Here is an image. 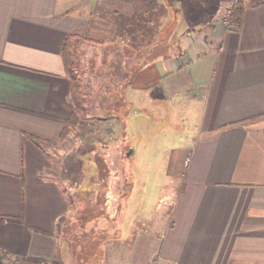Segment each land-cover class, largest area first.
<instances>
[{"label": "crops", "instance_id": "obj_1", "mask_svg": "<svg viewBox=\"0 0 264 264\" xmlns=\"http://www.w3.org/2000/svg\"><path fill=\"white\" fill-rule=\"evenodd\" d=\"M155 1L168 4L159 26L172 29L158 44L157 33L139 32L157 28L140 18L148 5L134 19L130 0H0V253L20 258L15 264L25 256L55 264H264V0H242L240 24L223 18L229 0ZM73 31L105 38L115 59L147 62L125 78L112 68L107 80L92 60L94 88H155L185 115L198 108L180 145L187 169L166 224L135 227L125 238L122 200L115 221L87 214L102 207L107 191L109 154L101 145L82 153L84 219L54 177L44 180L50 145L30 136L56 141L73 107L60 54ZM125 40L135 50L124 55ZM109 115L101 143L119 123Z\"/></svg>", "mask_w": 264, "mask_h": 264}, {"label": "rangeland", "instance_id": "obj_2", "mask_svg": "<svg viewBox=\"0 0 264 264\" xmlns=\"http://www.w3.org/2000/svg\"><path fill=\"white\" fill-rule=\"evenodd\" d=\"M130 34L131 30L126 31L125 35L131 39ZM122 43L124 55L126 52H134L135 49L128 40ZM109 47L106 43L81 44L80 54L76 51L74 57L76 60L79 57L82 61H74L81 76L83 74L84 90L87 93V116L84 118L94 120V108H97L103 117L114 112L121 118L120 125L118 123L115 124L116 128L113 127V135L98 145L109 154L106 159L108 172L102 174L107 189L102 209L115 216L122 200L123 210L119 220L123 224L122 237L126 238L131 229L146 228L155 223L158 226L166 224L167 218L173 214L175 201L179 198L180 183L184 180L187 169L182 163L181 154L184 150L180 145L186 139V131L192 129L190 125L198 121L196 120L198 108L193 107L189 114L185 115L187 111L184 106L181 107L184 109L182 110L179 108L180 105L168 101L155 88L150 92L147 89H139L134 93L131 87H125L124 93L120 92V87L94 88L92 85L95 79L90 73L93 61L96 68L101 66L104 73H109L107 80L111 77L112 68L117 69L112 72L114 76L125 78L139 66L144 65L139 63L141 57L138 56H134L138 61H134L130 55H125L123 61L118 57L115 59ZM89 56L92 57L91 60L90 58L86 60ZM143 69L141 66L140 70ZM102 124L105 127L104 121ZM102 133L105 134L103 130ZM97 135L99 134L94 133L85 139H79L72 130L60 143L47 148L49 160L52 161V169L50 168L52 171L44 170V180L53 183L55 178L65 192L73 196V202L80 209L75 217L83 216L85 212V209L81 211L84 205L78 206V203L82 202L78 196H82L81 193L84 192L82 167L89 166L82 153L88 152L93 146L96 148L95 142L99 140ZM108 224V231L112 232L110 223ZM83 228H80L81 231Z\"/></svg>", "mask_w": 264, "mask_h": 264}, {"label": "trees", "instance_id": "obj_3", "mask_svg": "<svg viewBox=\"0 0 264 264\" xmlns=\"http://www.w3.org/2000/svg\"><path fill=\"white\" fill-rule=\"evenodd\" d=\"M132 2L135 3V14H134V19L136 17V13H142L143 12V6L146 8L147 5L150 6L151 8H153V10H151L150 8V14L149 15H145L142 16L140 18L145 17L146 19L149 18V21L154 22L156 25V29L153 30L152 28H148L150 29L147 32V28H143L141 29L139 32H143L145 33L146 39L151 38L153 33H157L158 36V43H161V41H163V39L171 32V28L169 27V24L163 28L160 27L159 25V21H161L160 19H162L166 8L168 6V4H161L158 3L155 0H151V1H146V0H130ZM232 9L231 12L229 14L228 17H226L228 23L227 24H240L241 19L243 16V12H244V2L242 0H235L232 4ZM170 7V5H169ZM133 8V9H134ZM147 9V8H146ZM141 10V12L139 11ZM152 13H154L152 15ZM224 18V17H223ZM137 19V18H136ZM153 20V21H152ZM159 26V28H158ZM84 40L86 42L89 43H94V44H102L104 42H106V39L103 37H95V36H90V35H84L82 32L80 31H73V32H69L67 33L61 43V47H60V54L61 57L63 59V63H64V67H65V71L67 73V76L70 79L71 82V88H70V97H71V101L73 103V107L71 109V111L69 112L65 123L63 124V127L61 128L60 132H59V136L57 137V140L54 142H47L43 139H40L39 137L30 136V139L37 145H39L40 147H45L46 145H54L57 143H60L64 137H66L69 132H71L72 130L75 131L76 137H78L79 139H85L86 137H89V135H92L94 133H100V131L103 128V121L105 122L106 117L103 116H95V119L90 121L85 119L84 117L87 116V93L84 90V82L81 76V72L78 70V66L76 64V62L74 61V48L78 47V40ZM156 46V45H155ZM157 47V46H156ZM147 62L143 61L141 64H146ZM142 67L144 65H141ZM139 66V69L140 67ZM131 77L127 78V81H130ZM126 84V83H125ZM112 113V112H110ZM110 113H107V115H109ZM110 116V115H109ZM116 119L118 121H121V118L118 116V114L115 115ZM97 138H99V136L97 135ZM96 140V139H95ZM99 140H97L95 142V144L98 146L99 144ZM94 148V146H93ZM93 150V149H90ZM128 183V181H127ZM86 200H84L85 202ZM120 205V204H119ZM95 208V207H92ZM85 209V206L81 209V211H83ZM120 210V206L117 209V211ZM106 209H102L101 206H97V209L92 211V213L87 212L88 215L94 216L95 214L98 215L99 213H106L108 216V218H110L111 221H115L116 220V214L115 216H111L110 214H108L106 212ZM95 215V216H96ZM120 215V214H119ZM87 216V215H86ZM62 217L59 218V223L61 222ZM110 225L112 224L109 221ZM112 231L114 229V227H111ZM108 230V229H107ZM48 234H52L50 231H44ZM109 232V231H107ZM111 232H109L110 234ZM1 264H15L17 261L20 260V258H18L15 255H11V254H7L4 251H1ZM21 261H23V263L25 264H55L54 261H49L43 258H39V257H31V256H25L23 258H21Z\"/></svg>", "mask_w": 264, "mask_h": 264}, {"label": "built area", "instance_id": "obj_4", "mask_svg": "<svg viewBox=\"0 0 264 264\" xmlns=\"http://www.w3.org/2000/svg\"><path fill=\"white\" fill-rule=\"evenodd\" d=\"M235 0H229V2H228V4H227V7H226V13H225V16H224V18H225V22L226 23H228V21L226 20L227 18L226 17H228L229 16V14H230V12H231V9H232V4H233V2H234Z\"/></svg>", "mask_w": 264, "mask_h": 264}]
</instances>
